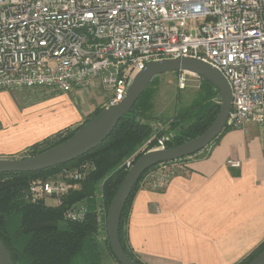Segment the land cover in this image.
I'll return each instance as SVG.
<instances>
[{
  "label": "built area",
  "instance_id": "built-area-1",
  "mask_svg": "<svg viewBox=\"0 0 264 264\" xmlns=\"http://www.w3.org/2000/svg\"><path fill=\"white\" fill-rule=\"evenodd\" d=\"M183 58L205 62L225 78L233 96L232 130L264 126V0H0V91L71 93L99 82L111 108L149 64ZM176 80L183 91L201 77L179 72ZM171 140L156 138L148 152L169 148ZM135 161L124 163L127 172ZM170 164L143 184L163 189L172 176L158 173ZM227 165L241 168L239 160ZM95 170L90 161L66 167L59 179L33 181L26 198L60 205L72 185ZM86 214L78 203L66 218L78 222ZM107 214L99 207L100 230H106Z\"/></svg>",
  "mask_w": 264,
  "mask_h": 264
},
{
  "label": "crops",
  "instance_id": "crops-1",
  "mask_svg": "<svg viewBox=\"0 0 264 264\" xmlns=\"http://www.w3.org/2000/svg\"><path fill=\"white\" fill-rule=\"evenodd\" d=\"M0 91V160L27 149L107 108L109 93L87 90ZM232 130L163 189L144 185L130 211L128 237L146 264H238L264 242V134ZM228 160H239L231 168Z\"/></svg>",
  "mask_w": 264,
  "mask_h": 264
},
{
  "label": "trees",
  "instance_id": "trees-1",
  "mask_svg": "<svg viewBox=\"0 0 264 264\" xmlns=\"http://www.w3.org/2000/svg\"><path fill=\"white\" fill-rule=\"evenodd\" d=\"M159 77L151 82L133 110L120 120L113 133L94 151L70 164L38 173L0 175V239L15 264H103L106 251H109L115 263L119 264L112 253L108 236L103 242L98 237V231H102L97 222L98 209L104 207L108 213L127 174L124 163L132 157L137 160L148 152L160 136L150 124V118L145 116L152 109V87ZM201 79L200 91L192 104L182 110L179 118L171 123L174 138L170 141L169 148L201 136L215 122L220 112V104L217 103L220 99L219 91L211 83ZM101 112L97 110L89 115L80 126L67 128L30 146L18 159L38 156L69 141ZM229 131L232 129L227 125L216 141ZM200 153L194 157L202 158ZM185 159L187 158L181 160ZM85 161L92 162L96 170L90 172L79 187L73 188L61 198L60 205H48L45 200L33 202L26 198L33 181L55 177L64 168L75 167ZM159 166L148 170L136 184L121 217L120 241L126 255L136 264L146 263L134 253L129 243L131 205L136 193L144 185L146 176ZM99 184L102 185L101 197L97 191ZM78 203H84L87 208L85 219L78 222L68 220L66 212ZM263 251L264 242L238 264H250Z\"/></svg>",
  "mask_w": 264,
  "mask_h": 264
},
{
  "label": "water",
  "instance_id": "water-1",
  "mask_svg": "<svg viewBox=\"0 0 264 264\" xmlns=\"http://www.w3.org/2000/svg\"><path fill=\"white\" fill-rule=\"evenodd\" d=\"M179 72L193 73L211 83L220 93V112L210 128L198 138L180 146L146 152L128 170L109 207L106 231L112 253L119 264H136L125 253L119 229L124 207L142 176L158 165L173 163L197 155L222 134L232 110V91L225 78L209 64L194 59H168L149 64L129 87L119 105L104 109L97 118L83 127L72 139L38 156L25 159L0 160V175L9 173H38L77 161L94 151L113 133L120 120L129 114L151 82L159 76ZM0 264H15L0 239ZM250 264H264V251Z\"/></svg>",
  "mask_w": 264,
  "mask_h": 264
},
{
  "label": "rangeland",
  "instance_id": "rangeland-1",
  "mask_svg": "<svg viewBox=\"0 0 264 264\" xmlns=\"http://www.w3.org/2000/svg\"><path fill=\"white\" fill-rule=\"evenodd\" d=\"M201 80H195L194 82H191L187 89L181 91L177 87V80L175 73L163 75L157 79L156 84L152 87V90L154 91V96L152 99V109L145 114L146 117L150 118L149 122L150 124H152V127L154 128L155 132H158L160 136L166 134L174 138V133L171 130V123L173 120H177L179 118V113L182 110H184L185 108L189 107V105L192 104L196 94L200 91ZM23 91L26 90H18L13 92H15L14 94L19 98L21 97V95L16 92H23ZM217 103L221 105V98L218 99ZM252 127H256L260 133L264 134V126L253 125ZM204 153L205 151L200 153V155H204ZM189 158L168 165L167 166L168 168L161 169L158 174L160 176H164V175L174 176L183 173L186 167L185 164ZM61 172L55 177H51L49 179L42 181L59 179L61 177L60 176ZM75 185L77 187L80 186V184L79 185L73 184L72 186L74 187ZM101 186H102L101 184L98 185L97 191L101 190ZM47 203L48 205H56V201L54 199L48 200ZM106 236H107V231L106 232L105 230H102L101 232L98 231V237L102 242ZM103 264H116L113 259V256L110 254L109 251L105 252V255L103 257Z\"/></svg>",
  "mask_w": 264,
  "mask_h": 264
}]
</instances>
